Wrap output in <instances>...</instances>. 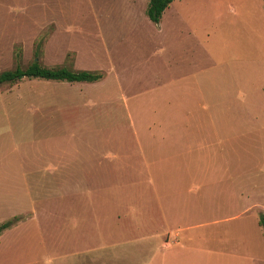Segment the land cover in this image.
Returning <instances> with one entry per match:
<instances>
[{"label": "rangeland", "instance_id": "rangeland-1", "mask_svg": "<svg viewBox=\"0 0 264 264\" xmlns=\"http://www.w3.org/2000/svg\"><path fill=\"white\" fill-rule=\"evenodd\" d=\"M149 1L0 0V72L102 74L0 84V264H162L169 231L264 264V0H175L160 34Z\"/></svg>", "mask_w": 264, "mask_h": 264}, {"label": "crops", "instance_id": "crops-1", "mask_svg": "<svg viewBox=\"0 0 264 264\" xmlns=\"http://www.w3.org/2000/svg\"><path fill=\"white\" fill-rule=\"evenodd\" d=\"M170 5L164 10L161 20L158 23H156V28H155V33L156 34H160L163 31L164 22H165V19H166V16H167L168 13L170 14L168 16V26H167L168 31H175L174 28H178V27H176V26H178L177 25V19H181L183 15L179 11L180 9H175V8L173 9V8H171ZM184 30H185V28H184ZM180 33L177 34L180 38H187L185 36L186 34H187L188 37H189V35L191 36V33H189L187 30L183 31L181 34ZM175 44H176V39L174 40V45ZM171 55H172V57L171 58L168 57V60H167L168 61L167 63H168L169 70H171L170 69L171 66H174L175 64H179V63L185 64V63H187V61L185 60L187 58L185 53H182V55H179V53L176 54L175 52H173ZM191 65H192V63L188 62V64L184 65V66L186 68H190L189 66H191ZM214 78H217L216 74L214 75ZM240 94H242V93H240ZM259 224H260V222H259ZM260 226L262 227L261 224H260ZM157 233H160V232H157ZM180 236L181 235L178 234V233H176L173 236L171 231H169V233H167V236H162L161 238L159 237V235H157L156 239L157 238L161 239V241H160L161 243L156 246L157 249L159 250V248H160V251H162L164 253L168 252L167 255H166V259H163L162 264H181V258H180V255H178V254H183V256H184L183 257V264H210V260H212V255L215 254V253H218V255L220 257L222 255H234V253L232 251H229V253H225V252H223L221 250H214V249L208 250V249H203V248H193V247H190L189 245H185V244L182 245L181 242H180L181 241L180 240ZM211 237L212 236H207V235H202V234H199V236H198L199 239H202V240L204 239L206 241L210 240ZM213 237H215V236H213ZM192 238L193 237H191V236L188 237V239H192ZM162 239H163V241H162ZM218 239L222 240L223 237L219 236ZM165 240H167L166 243L168 244V246L164 245L165 244ZM212 240H213V238H212ZM190 241L192 242L193 239L190 240ZM239 245H240V243H237L235 245L236 249H231V248L230 249L235 251V252H241L239 250ZM152 251H154V250H152ZM243 252H245L244 249H243ZM243 252H241V253H243ZM247 252H249V251H247ZM254 254L255 253H249V255L252 258L254 257L253 260H255V258H257V256L254 255ZM220 257L218 259V263L217 264H225L224 262H226L227 264H233V263H230L231 261L233 262V260L231 258H240L239 255L236 256V257L232 256L231 258H226L224 260H222ZM215 260L217 261V259H215ZM158 264H161L160 263V259H159V263Z\"/></svg>", "mask_w": 264, "mask_h": 264}, {"label": "trees", "instance_id": "trees-1", "mask_svg": "<svg viewBox=\"0 0 264 264\" xmlns=\"http://www.w3.org/2000/svg\"><path fill=\"white\" fill-rule=\"evenodd\" d=\"M174 0H150L147 6L148 17L158 23L164 10ZM24 78H40L45 80H58L68 82H95L102 78V74L90 70H74L67 66L47 67L42 65L38 60H34L26 67L17 65L13 69L0 72V84L14 83ZM260 224L264 229V214H261ZM14 220L0 224V234L10 227Z\"/></svg>", "mask_w": 264, "mask_h": 264}]
</instances>
